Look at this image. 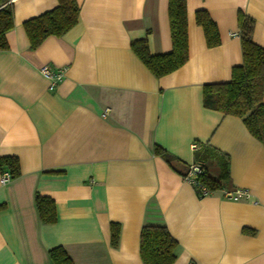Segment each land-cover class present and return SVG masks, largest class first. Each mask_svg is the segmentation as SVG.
<instances>
[{
	"label": "crops",
	"instance_id": "obj_1",
	"mask_svg": "<svg viewBox=\"0 0 264 264\" xmlns=\"http://www.w3.org/2000/svg\"><path fill=\"white\" fill-rule=\"evenodd\" d=\"M11 2L14 25L0 49V156H16L20 173L0 180V264H54L56 246L72 264H144V224H163L176 239L172 264H264V144L241 118L202 103L203 85L229 81L242 63L239 11L264 47V0H186L188 58L161 77L130 41L146 38L151 54L171 50L168 0H76L77 23L34 49L23 22L58 1ZM197 9L216 23L219 45H206ZM43 65L62 71L52 89ZM197 144L227 154L229 188L248 199L198 195L183 177ZM37 193L54 200V222L40 220Z\"/></svg>",
	"mask_w": 264,
	"mask_h": 264
},
{
	"label": "trees",
	"instance_id": "obj_2",
	"mask_svg": "<svg viewBox=\"0 0 264 264\" xmlns=\"http://www.w3.org/2000/svg\"><path fill=\"white\" fill-rule=\"evenodd\" d=\"M57 1L58 4L54 8L23 22L30 48H36L50 35H63L77 23L79 5L76 0ZM167 10L171 38L169 52L151 54L146 38L130 41L132 51L156 77L178 69L188 58L186 0H168ZM237 18L242 63L232 67L229 81L204 84L202 103L204 107L220 111L224 115L241 118L250 134L264 144V47L256 44L251 38L253 19L240 11ZM195 21L201 26L208 47L220 44L216 23L205 9L195 11ZM13 25L11 0H0V49L8 47L6 32ZM154 153L170 161L160 146H154ZM193 162L201 163L197 179L208 190L230 187L227 154L213 147L201 149L197 144ZM0 167L5 168L3 171L9 173L10 179L20 173L16 156H0ZM35 203L42 222L52 223L56 220L52 198L37 193ZM4 207V204H0V210ZM118 237L119 225L112 222V246L117 245ZM177 246L176 239L163 224H144L140 229L139 254L144 264H172L176 258ZM49 255L54 264H72L71 258L61 246L51 248Z\"/></svg>",
	"mask_w": 264,
	"mask_h": 264
},
{
	"label": "built area",
	"instance_id": "obj_3",
	"mask_svg": "<svg viewBox=\"0 0 264 264\" xmlns=\"http://www.w3.org/2000/svg\"><path fill=\"white\" fill-rule=\"evenodd\" d=\"M40 71L42 74H44L50 79V89L54 88L56 84L59 81H61L63 78L62 71L60 70L53 71L47 65L41 66ZM200 171H201V163L192 162L188 164L187 170L183 175V177L194 186L199 196H203L211 191L208 190L204 185H201L200 182L198 181L197 175L200 173ZM0 180L2 183L6 182L7 180H10L9 173L7 171H3ZM218 190L221 191V193L225 198H229L232 200H239L244 198L248 199L249 197L248 192L240 188L224 187Z\"/></svg>",
	"mask_w": 264,
	"mask_h": 264
}]
</instances>
